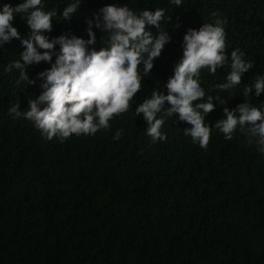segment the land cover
Wrapping results in <instances>:
<instances>
[{
	"label": "trees",
	"instance_id": "1",
	"mask_svg": "<svg viewBox=\"0 0 264 264\" xmlns=\"http://www.w3.org/2000/svg\"><path fill=\"white\" fill-rule=\"evenodd\" d=\"M21 2L0 0V7ZM71 2L42 0L45 11L57 12L53 30L44 33L50 39L88 40L87 21L93 20L96 43L89 50H100L105 45L94 13L111 4L137 14L163 9L161 27L148 30L154 38L166 31L171 39L126 113L112 119L108 130L73 134L63 143L46 140L32 121L8 111L16 103L28 110L29 100L42 92L38 74L51 64L28 66L36 81L28 85L18 70L5 71L20 59L21 40L0 46V264H264V153L239 128L231 140L215 128L226 119L225 107L248 102L264 110V93L257 97L253 88L243 95L264 75V0H182L180 6L171 0H81L71 21H64L63 8ZM22 15L13 26L25 38L30 29ZM216 19L227 20L229 61L216 75L205 68L199 77L207 95L226 101H214L205 118L212 127L207 149L184 135L192 125L163 112L157 118L164 120L167 141L152 143L135 108L153 90L167 95L185 34ZM236 49L255 65L240 85L220 91L215 86L226 82ZM121 129V138L113 139Z\"/></svg>",
	"mask_w": 264,
	"mask_h": 264
},
{
	"label": "clouds",
	"instance_id": "2",
	"mask_svg": "<svg viewBox=\"0 0 264 264\" xmlns=\"http://www.w3.org/2000/svg\"><path fill=\"white\" fill-rule=\"evenodd\" d=\"M171 3L180 6L182 0H171ZM80 5L81 0L67 4L62 11L63 20L70 22ZM17 14H23L21 18L30 29L25 38L13 26ZM56 15L55 10H44L42 0H23L15 7L4 4L0 7V46L13 39L21 40L24 50L20 52V59L9 63L5 71L18 70L20 80L28 85L36 83L27 74L28 66L42 61L51 64L38 74L42 92L29 100L28 110L21 111L20 104L16 103L8 111L13 118L32 121L46 140L56 138L63 143L73 134L95 135L101 129L108 130L112 119L126 113L142 90L143 79L149 76L154 60L161 56L171 37L161 31L154 38L148 30L149 25L161 27L165 16L163 9L143 10L137 14L127 5L111 4L94 13V27L103 33L105 46L89 50V45L96 43L93 20L87 21L88 40L75 35L50 39L44 33L53 30L52 21ZM226 24V19H216L214 23H204L198 30L189 29L183 40V55L175 63L174 75L166 84L167 95L153 90L151 97L135 108V115L143 114L148 124L146 133L152 143L167 141V136L161 132L164 120L157 118L163 112L168 117L178 114L179 120L192 125L184 130V135L207 149L212 127L205 123V118L215 110L214 101H226L219 95H207L199 77L202 69L207 68L214 76L218 69L228 64ZM57 45L59 51H56ZM53 55L56 57L54 63ZM244 55L239 49L231 51V70L226 82L215 86L217 89L229 91L242 83L243 74L255 65L246 61ZM253 88L257 97L264 93V75L257 77L252 86H245L243 95H250ZM196 101L204 102L194 103ZM165 102L170 107L165 108ZM223 113L226 119L218 121L215 128L225 139L231 140L239 128L247 136L248 143H255L257 150L264 153V110L245 102L236 109L225 107ZM122 132V129L117 131L113 139L119 140Z\"/></svg>",
	"mask_w": 264,
	"mask_h": 264
}]
</instances>
